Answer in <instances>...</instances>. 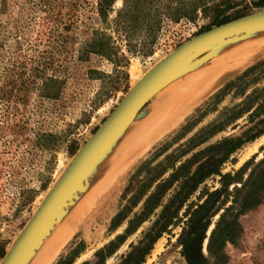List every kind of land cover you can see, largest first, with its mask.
Listing matches in <instances>:
<instances>
[{
  "label": "rangeland",
  "instance_id": "374dc122",
  "mask_svg": "<svg viewBox=\"0 0 264 264\" xmlns=\"http://www.w3.org/2000/svg\"><path fill=\"white\" fill-rule=\"evenodd\" d=\"M263 1L0 0V262L63 170L146 71L186 41L217 27L216 21L230 22L248 15L264 8L257 6ZM104 2L107 7L102 17L100 3ZM134 2L139 7L130 17L129 7ZM118 19L124 25H119ZM104 42L110 47L111 58L97 51ZM262 47L261 53L246 63L264 57ZM257 50L251 49V53ZM202 69L196 77L204 72ZM227 73L231 74L222 75ZM222 75L218 74L204 91L213 88ZM167 89L149 106L167 94ZM263 89L264 66L231 86L222 100L210 106L196 125L191 121L188 126L192 127L184 133L181 127L186 121L198 119L196 110L167 134L146 144L155 135L148 127L161 124L164 118L151 121L146 126L148 139L137 148L133 143L144 131H138L139 125L131 130L79 183L64 216L38 249L35 264L42 259L45 264H57L70 256L72 264H122L141 244L161 211L157 208L128 232L129 222L140 213L145 196L123 222L111 227L115 215L134 194L122 198L132 174L144 164L156 172L166 169L200 129L224 121L229 109ZM190 92L191 88L187 95ZM248 114L194 148L183 160L224 138L242 137L257 121H251ZM129 151L132 156L128 162L113 172ZM263 154L264 135L238 149L223 165L222 174L235 176L245 166L239 175L240 182L245 183ZM170 172L167 170L162 179ZM139 175L146 180L143 171ZM241 183L231 185L228 193H216L191 224V213L210 193L221 189L219 177L205 181L180 211V222L153 244L143 264H193L192 257L197 264H217L208 254V239L226 209L233 208V214L239 209L234 204V187L240 189ZM178 186L168 191L163 204ZM241 198L242 194L237 203ZM236 221L241 236L236 244L225 245L226 264H264V196L257 207L238 214ZM184 231H193L187 246L179 242Z\"/></svg>",
  "mask_w": 264,
  "mask_h": 264
},
{
  "label": "trees",
  "instance_id": "16d2710c",
  "mask_svg": "<svg viewBox=\"0 0 264 264\" xmlns=\"http://www.w3.org/2000/svg\"><path fill=\"white\" fill-rule=\"evenodd\" d=\"M262 5L264 6V1L257 6ZM105 7H107L105 2L100 3V16L102 17L106 13L104 10ZM138 7V2H134L133 6L129 7L130 11H128V14H130V17H133V14L131 13L136 12ZM120 19L122 20L123 16H120ZM118 21L119 25H124L119 19ZM227 22H229L227 19L219 22L216 21L215 25L219 26ZM100 46V49L97 50L98 53L111 58L110 47L108 44L104 42ZM263 66L264 60L251 66L242 74L226 83L220 90H218L206 102L196 109L194 114H199L198 119H188V121H186V125L181 127V133H184L185 130L187 131V127H192L188 126L191 121H193L194 125L200 122L201 119L207 115L210 106H213L214 104L217 105L231 86L245 80L253 72ZM228 114L229 115L224 121H215L207 125L205 128L200 129L189 140L187 144L188 148L175 157V160L166 169L156 172L155 169H150L144 164L146 167L143 165L141 168H138L134 174H132L129 183L124 190L122 198L126 199L129 194H134L127 202V205L115 215L112 220L111 227L115 228L123 222L145 196L147 197L144 200L140 213L129 222L130 226L127 230L128 232L132 230L134 231L142 222L146 221L157 208L161 207V211L152 228L145 234L141 244L135 247L126 256L122 264H143L145 257L152 250L153 244L164 233H167L170 227L176 226L180 222V211L205 181L212 177H219L221 189L210 193L206 200L201 205H198L197 209L191 213L189 218V223L191 224L194 223L200 211L210 203L212 197L216 193H228V189L231 185L234 183H241L239 175L244 171L245 166L241 168L235 176H231L229 173L222 174V168L230 157L244 144L264 135V89L260 91V93L253 91L244 102L232 109H229ZM245 114H248V118L251 121H257L256 124L249 128L242 137L224 138L221 141L209 145L192 154L189 158L183 160V158L194 148H198L200 145L206 143L214 135L223 131L226 126L234 124ZM178 163L179 166H177ZM167 170H170L171 172L166 179H162L163 174ZM142 171L144 173V178L147 177L146 180L143 181L142 178L140 179L139 175ZM153 184H155L154 187ZM175 184H179L178 190L170 199H168L166 203L163 204L165 195ZM151 188H153V191L149 192ZM234 190L236 195L234 204H237L239 209L235 214H233V212L230 213L233 208L226 209L219 216L215 228L212 230L208 239V254L216 261L217 264L227 263V256L223 252L225 245L227 243L236 244L241 236V231L236 221L238 214L257 207L260 200L264 196V154L262 161L256 166L255 170L251 172L248 180L245 183H241L240 189L234 187ZM241 194L242 198L237 203L239 195ZM192 205L193 203L187 205V210L184 212L185 215L189 212V208L192 207ZM206 214L205 215L208 217V212ZM192 232H188L187 234V232L184 231L179 239L180 244L187 246L191 240L190 235L193 234ZM71 259L72 256L68 259H61L57 264H72ZM193 264H195V261Z\"/></svg>",
  "mask_w": 264,
  "mask_h": 264
},
{
  "label": "water",
  "instance_id": "95a60500",
  "mask_svg": "<svg viewBox=\"0 0 264 264\" xmlns=\"http://www.w3.org/2000/svg\"><path fill=\"white\" fill-rule=\"evenodd\" d=\"M261 30H264V8L214 27L186 41L172 53L156 62L144 73L143 78L132 86L113 113L63 170L41 201L38 209L18 234L0 264L27 263L28 259L42 245L43 240L50 237L52 230L64 216L67 203L74 197L75 189L86 178L90 169L96 165L98 160L112 151L125 135L131 130H136L138 125L144 122L151 108L166 95L165 93L150 107L149 104L157 94L166 88L169 91L175 81L197 69V66L214 59L217 48L241 38L242 34ZM263 58L225 79L222 86L191 112H194L234 77L262 61Z\"/></svg>",
  "mask_w": 264,
  "mask_h": 264
},
{
  "label": "bare ground",
  "instance_id": "6f19581e",
  "mask_svg": "<svg viewBox=\"0 0 264 264\" xmlns=\"http://www.w3.org/2000/svg\"><path fill=\"white\" fill-rule=\"evenodd\" d=\"M242 35L243 36L241 38H239L237 40H234L232 42H229L228 44H225V45H223V46H221V47H219V48L216 49L215 58L219 55L218 52L220 50L226 48V50L222 51L218 62H216L214 64H211L210 66L206 67L205 69L203 68L204 69V72L203 73L201 72L202 75L199 74L197 76V81L196 82L193 79L194 80L193 82H195V83H193L191 85V87H189V88H191V92L190 93H193L194 94V92H196V91L200 92L202 89H205L207 85L209 86L210 84L214 83L215 82L214 79H217L215 77L218 76V74H221L222 75L223 72H230V73H232L233 71L234 72H237L239 69H241V67L244 64H247L246 62H248V61L250 62V60L253 59L258 53L259 54L261 53V51L263 49V47L261 48V46L264 45V30L256 31V32H249V33H245V34H242ZM242 40H244V41H242ZM251 49H255V50L258 49V50L255 51V52H253V53H251ZM254 53H256V54H254ZM229 70H231V71H229ZM225 79L223 78L221 80V82L223 80H225ZM163 123H164V120L161 121V124L160 123L151 124L148 127V129L151 127L149 130L150 131H153L156 134V132H157L156 130H158ZM148 131L145 130L142 134H138V137L136 139V142L134 141V143H133L134 144L133 146L135 148L140 147V145H142L148 139V135H149ZM130 151L127 153L126 156H124L117 163L116 167L114 166L115 168L112 169L113 172L114 171L121 170L124 167L125 163L128 162L129 158L132 156L131 154L129 155ZM110 175H111V173H110ZM38 207H37V209H38ZM37 253H38V250L30 257L31 259L30 258L28 259V261H27L26 264H33V262L37 258V256H36ZM38 264H45V259L40 260Z\"/></svg>",
  "mask_w": 264,
  "mask_h": 264
},
{
  "label": "crops",
  "instance_id": "0c3cea01",
  "mask_svg": "<svg viewBox=\"0 0 264 264\" xmlns=\"http://www.w3.org/2000/svg\"><path fill=\"white\" fill-rule=\"evenodd\" d=\"M218 54H219V52H218ZM216 58L212 59L211 61H209L203 65L197 66L196 67L197 69H195L194 71L184 75L181 79L175 81L170 86L168 93L151 108V110L149 111L144 122H142L139 125L138 131L142 132V131L147 130L146 126L151 121L159 119V118H164V123L161 125L162 127L160 126V128L157 130V132L153 136V138L149 142H147L146 144L152 142V140H154L157 136H159V135L162 136L165 133H167L168 131H170L175 125H177L180 122L181 119H183L187 114H189L197 105H199L201 102H203L205 99H207L213 92H215L220 86H222V84L224 83V80L222 82H221V80L223 78L227 79L230 76L240 72L246 66L254 63V62H251V63L245 64L237 72H232L231 74H228V73L223 74L219 78L218 82L211 89H206L205 91H204V89H202L200 92L196 91V92H194V94L192 93L190 95H187V91L189 90V87H191V85L197 81V77H196L197 72L201 68H205V67L211 65L212 62H214V60H216ZM229 71H231V70H229ZM193 79L195 80V82H193L194 81ZM184 94H186L187 97H183ZM160 137L156 138L154 141L158 140ZM131 150H132V148H131ZM36 262L37 261L33 262V264H35Z\"/></svg>",
  "mask_w": 264,
  "mask_h": 264
},
{
  "label": "flooded vegetation",
  "instance_id": "af4514ba",
  "mask_svg": "<svg viewBox=\"0 0 264 264\" xmlns=\"http://www.w3.org/2000/svg\"><path fill=\"white\" fill-rule=\"evenodd\" d=\"M195 241L192 242V244H194ZM195 261V264H197V260L195 257H192V263Z\"/></svg>",
  "mask_w": 264,
  "mask_h": 264
}]
</instances>
